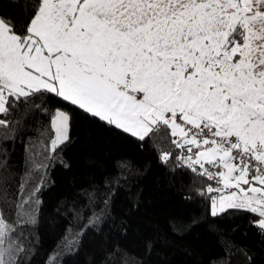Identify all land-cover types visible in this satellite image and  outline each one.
I'll return each mask as SVG.
<instances>
[{
	"label": "snow or ice",
	"instance_id": "obj_1",
	"mask_svg": "<svg viewBox=\"0 0 264 264\" xmlns=\"http://www.w3.org/2000/svg\"><path fill=\"white\" fill-rule=\"evenodd\" d=\"M22 7L23 20L0 15V264H29L35 235L25 229L36 226L47 169L70 140L71 115L50 111L45 97L141 144L163 129L177 166L205 181L196 195L210 215L246 213L264 234V0H30ZM37 113L49 125L35 140H20L25 170L13 193L5 145H15ZM170 158L161 154L162 162ZM95 199L89 194L79 211L70 209L74 218L90 213L88 225L99 222ZM82 234L66 236L65 247ZM108 259L134 264L119 247Z\"/></svg>",
	"mask_w": 264,
	"mask_h": 264
},
{
	"label": "trees",
	"instance_id": "obj_2",
	"mask_svg": "<svg viewBox=\"0 0 264 264\" xmlns=\"http://www.w3.org/2000/svg\"><path fill=\"white\" fill-rule=\"evenodd\" d=\"M25 3L30 0H0V15L23 20ZM45 100L50 111L71 115L70 140L47 169L36 226L25 229L35 235L29 264H49L53 256L52 264H109L114 247L134 264H264V234L251 223L254 217L233 210L211 216L208 201L196 195L205 181L177 166L178 150L163 129L141 144L67 102ZM48 125V117L30 116L15 145H5L13 193L25 170L20 140H35ZM162 153L172 158L162 162ZM92 193V207L102 215L89 226L90 213L77 219L70 209L79 211ZM81 231L77 244L66 248L65 237Z\"/></svg>",
	"mask_w": 264,
	"mask_h": 264
},
{
	"label": "rangeland",
	"instance_id": "obj_3",
	"mask_svg": "<svg viewBox=\"0 0 264 264\" xmlns=\"http://www.w3.org/2000/svg\"><path fill=\"white\" fill-rule=\"evenodd\" d=\"M60 109H61V108H60ZM62 110L66 111L65 109H62Z\"/></svg>",
	"mask_w": 264,
	"mask_h": 264
}]
</instances>
